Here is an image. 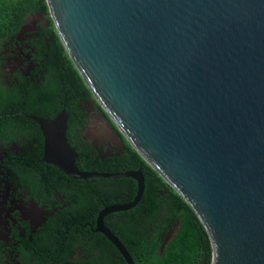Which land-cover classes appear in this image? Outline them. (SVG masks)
Here are the masks:
<instances>
[{"label":"water","instance_id":"water-1","mask_svg":"<svg viewBox=\"0 0 264 264\" xmlns=\"http://www.w3.org/2000/svg\"><path fill=\"white\" fill-rule=\"evenodd\" d=\"M47 3L101 107L206 227L212 264H264V0ZM21 114L39 124L44 160L66 175L137 181L134 199L106 205L95 228L134 264L104 220L139 203L142 168L83 170L68 140L66 110L53 118Z\"/></svg>","mask_w":264,"mask_h":264},{"label":"flooded vegetation","instance_id":"flooded-vegetation-1","mask_svg":"<svg viewBox=\"0 0 264 264\" xmlns=\"http://www.w3.org/2000/svg\"><path fill=\"white\" fill-rule=\"evenodd\" d=\"M51 18L35 13L5 41V51L0 53L5 86L12 88L33 78L37 86L45 83L51 74L57 31L56 26L52 31ZM91 93V108L81 112L83 119L68 124L67 136L70 129L75 146L68 140L77 158L82 149H91L102 159L124 155L128 140ZM74 95L71 89L67 98L73 100ZM58 99L65 100L63 93ZM11 144L9 148L0 144V264H107L110 241L95 231L104 207L95 217L94 206L85 204L84 196L77 197L78 183L44 160V142L42 156L35 150L38 142L28 144V138ZM112 219L108 214L105 224L109 226Z\"/></svg>","mask_w":264,"mask_h":264},{"label":"trees","instance_id":"trees-1","mask_svg":"<svg viewBox=\"0 0 264 264\" xmlns=\"http://www.w3.org/2000/svg\"><path fill=\"white\" fill-rule=\"evenodd\" d=\"M38 12L50 14L47 0H0V53L5 51L3 44L8 37L15 36L26 19ZM51 27L54 31L52 18ZM54 38L51 74L43 85H35L33 78V82L10 88L3 84V76H0V144H5V148H9L12 141L28 138V144L38 142L35 150L40 156L43 154L44 140L39 124L19 114V110L54 117L65 109L71 125L72 120L83 119L81 112L91 108V90L56 30ZM71 89L75 92L73 100L67 98ZM60 93L64 101L58 99ZM68 137L75 146L70 129ZM79 153L77 164L83 170L118 172L142 168L144 172L145 190L139 203L131 209L111 213L114 219L109 223L110 229L129 249L134 264H212L211 239L195 210L131 143L126 141L124 155L108 159L99 158L91 149H82ZM72 180L81 187L77 197L84 196L85 204L94 206L95 217L106 205L129 202L137 193V181L132 177ZM179 222L176 236L161 253L168 232ZM107 264H128L111 242Z\"/></svg>","mask_w":264,"mask_h":264}]
</instances>
